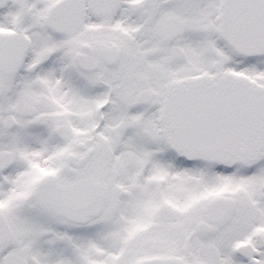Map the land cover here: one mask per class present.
Segmentation results:
<instances>
[{
  "label": "snow or ice",
  "instance_id": "obj_1",
  "mask_svg": "<svg viewBox=\"0 0 264 264\" xmlns=\"http://www.w3.org/2000/svg\"><path fill=\"white\" fill-rule=\"evenodd\" d=\"M0 264H264V0H0Z\"/></svg>",
  "mask_w": 264,
  "mask_h": 264
}]
</instances>
